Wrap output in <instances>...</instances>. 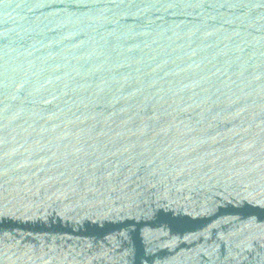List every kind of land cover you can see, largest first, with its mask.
Wrapping results in <instances>:
<instances>
[{
	"label": "water",
	"instance_id": "water-1",
	"mask_svg": "<svg viewBox=\"0 0 264 264\" xmlns=\"http://www.w3.org/2000/svg\"><path fill=\"white\" fill-rule=\"evenodd\" d=\"M0 264H264V0H0Z\"/></svg>",
	"mask_w": 264,
	"mask_h": 264
}]
</instances>
